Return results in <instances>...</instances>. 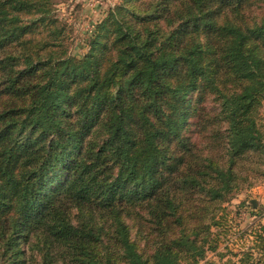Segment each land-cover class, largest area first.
<instances>
[{
  "label": "trees",
  "instance_id": "trees-1",
  "mask_svg": "<svg viewBox=\"0 0 264 264\" xmlns=\"http://www.w3.org/2000/svg\"><path fill=\"white\" fill-rule=\"evenodd\" d=\"M57 2L0 0V264L223 262L264 182V0H121L79 58ZM245 234L223 264H264Z\"/></svg>",
  "mask_w": 264,
  "mask_h": 264
},
{
  "label": "rangeland",
  "instance_id": "rangeland-1",
  "mask_svg": "<svg viewBox=\"0 0 264 264\" xmlns=\"http://www.w3.org/2000/svg\"><path fill=\"white\" fill-rule=\"evenodd\" d=\"M120 2L121 0H58L54 7L55 14L68 28L69 51L73 56L79 58L87 52L88 42L97 24ZM262 113L264 115V107ZM226 209L229 219L233 221L234 235L222 240L218 252L227 255L219 264L232 258L230 251L240 252L250 244L252 238L245 234L246 230L259 220L264 223V182L240 192L230 204H226ZM209 258L218 261L213 253H209Z\"/></svg>",
  "mask_w": 264,
  "mask_h": 264
},
{
  "label": "water",
  "instance_id": "water-1",
  "mask_svg": "<svg viewBox=\"0 0 264 264\" xmlns=\"http://www.w3.org/2000/svg\"><path fill=\"white\" fill-rule=\"evenodd\" d=\"M254 205H255V203H254ZM256 206V205H255Z\"/></svg>",
  "mask_w": 264,
  "mask_h": 264
}]
</instances>
